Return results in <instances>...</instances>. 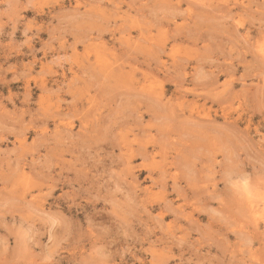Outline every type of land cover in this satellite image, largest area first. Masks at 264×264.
I'll return each mask as SVG.
<instances>
[{"label":"rangeland","instance_id":"374dc122","mask_svg":"<svg viewBox=\"0 0 264 264\" xmlns=\"http://www.w3.org/2000/svg\"><path fill=\"white\" fill-rule=\"evenodd\" d=\"M0 264H264V0H0Z\"/></svg>","mask_w":264,"mask_h":264},{"label":"bare ground","instance_id":"6f19581e","mask_svg":"<svg viewBox=\"0 0 264 264\" xmlns=\"http://www.w3.org/2000/svg\"><path fill=\"white\" fill-rule=\"evenodd\" d=\"M263 53V51H261V54ZM260 56V55H259ZM262 60V59H261ZM263 61V60H262ZM150 91V90H149ZM156 91V90H155ZM180 95V94H179ZM151 96V95H150ZM158 95H155V97H157ZM184 96V95H183ZM153 97H154V95H153ZM159 97H160V94H159ZM162 97V96H161ZM150 98H152V97H150ZM153 99V98H152ZM151 99V100H152ZM155 99V98H154ZM157 99V98H156ZM159 99V98H158ZM150 100V101H151ZM154 101V100H153ZM157 101V100H156ZM161 102V101H160ZM153 103H155V101L153 102ZM163 103V102H162ZM146 105V104H145ZM175 108V107H174ZM184 116V115H183ZM191 120V119H190ZM214 123V122H213ZM206 124V123H205ZM230 124H232V123H230ZM202 125V124H201ZM234 126V125H233ZM229 127H230V125H229ZM239 127V126H238ZM237 128V127H236ZM58 130V129H57ZM21 138V137H20ZM21 145V144H20ZM24 146H25V144H24ZM127 148V147H126ZM134 152H136V151H134ZM138 152H140V151H138ZM144 153H146V152H144ZM140 154V153H139ZM121 155V154H120ZM125 164V163H124ZM127 164V163H126ZM127 165H129V164H127ZM132 173H134V172H132ZM132 177V176H131ZM138 177V176H137Z\"/></svg>","mask_w":264,"mask_h":264}]
</instances>
